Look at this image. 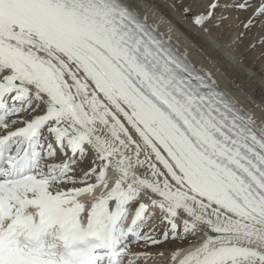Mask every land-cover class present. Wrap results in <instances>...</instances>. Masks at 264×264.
Returning <instances> with one entry per match:
<instances>
[{
    "label": "snow or ice",
    "instance_id": "1",
    "mask_svg": "<svg viewBox=\"0 0 264 264\" xmlns=\"http://www.w3.org/2000/svg\"><path fill=\"white\" fill-rule=\"evenodd\" d=\"M142 7L0 0V264H147L131 244L167 240L192 247L179 264H264V121L163 41ZM202 7L195 25L237 13V39L256 29L251 48L264 50V0ZM57 152L66 159L50 163ZM89 153L94 166L69 175ZM157 211L162 239L142 232Z\"/></svg>",
    "mask_w": 264,
    "mask_h": 264
},
{
    "label": "bare ground",
    "instance_id": "2",
    "mask_svg": "<svg viewBox=\"0 0 264 264\" xmlns=\"http://www.w3.org/2000/svg\"><path fill=\"white\" fill-rule=\"evenodd\" d=\"M192 2L193 0H140L143 5L140 15L146 17V23L175 52L186 57L187 61L201 74L210 77V80L215 82V86L229 96L238 108L244 113L251 114L257 122L264 121V66L261 65L262 61L264 65V57H257L264 50L256 48L257 54L249 51L255 39L256 29L238 40L237 36L243 29L236 28L235 33L230 34L232 28L226 27V25L236 23L237 13H225V15H230L232 19L219 27L205 31L193 23V15L202 11V6L211 3L212 0H203L202 3L200 0H196L197 7L194 12L185 15L181 10L182 6H188ZM247 37L251 38V40L248 39L249 44L239 49ZM23 118L30 117L21 113L19 117H13L11 120ZM22 126L21 124L15 125L12 130ZM65 159H54L50 163H63ZM93 160L94 155L89 153L83 163L77 162V164L72 165V171L69 175L80 179L94 166ZM100 163V161H96V165ZM98 172L99 167H97V174ZM109 176L115 178L116 173L109 169ZM88 183H96L95 176H92ZM76 186L83 187L85 185L77 184ZM102 191V188H97L95 194L98 196ZM85 199L90 200L87 196ZM135 207L136 205L132 206L133 211ZM133 214L134 212L131 214V218ZM158 224L160 225L153 223V231L162 232V236L156 235L157 239H162L163 232L168 225L166 222H161V219L158 220ZM197 243H199L198 240ZM177 249L183 250L180 257L175 261V264H179V259H182L187 252L192 250L187 241L167 240L161 244L147 247L142 241L139 244L133 243L131 245V250L134 252H146L152 255V259H149L147 264H173L172 254ZM137 264H144V260L137 261Z\"/></svg>",
    "mask_w": 264,
    "mask_h": 264
},
{
    "label": "rangeland",
    "instance_id": "3",
    "mask_svg": "<svg viewBox=\"0 0 264 264\" xmlns=\"http://www.w3.org/2000/svg\"><path fill=\"white\" fill-rule=\"evenodd\" d=\"M202 2H203V0H202V1L200 0V3H202ZM186 3H187V2H186ZM226 27H229V26L226 25ZM235 29H236V28H234V29L232 28V29L230 30V34H234L235 31H236ZM230 34H229V35H230ZM248 39L251 40L250 37H247V39H245V41L242 42V44L240 45L239 49H241L242 46L245 47V46H247V45L249 44V40H248ZM249 51L254 52V53L257 54L256 50H253L252 48H251ZM259 54H260V53H259ZM259 54L257 55V57H260V58H263V57H264V55H262V56L260 55V56H259ZM261 65L264 66V65H263V61H262ZM261 65H260V66H261ZM158 220H159V219H158ZM158 225H160V224H158ZM155 234L158 235V236H162V232H160V231H156Z\"/></svg>",
    "mask_w": 264,
    "mask_h": 264
}]
</instances>
